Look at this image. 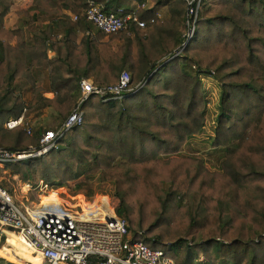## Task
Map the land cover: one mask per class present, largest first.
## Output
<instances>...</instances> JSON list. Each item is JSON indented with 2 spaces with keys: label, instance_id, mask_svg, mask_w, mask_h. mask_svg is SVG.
<instances>
[{
  "label": "trees",
  "instance_id": "trees-1",
  "mask_svg": "<svg viewBox=\"0 0 264 264\" xmlns=\"http://www.w3.org/2000/svg\"><path fill=\"white\" fill-rule=\"evenodd\" d=\"M93 1L104 12H133L145 26L131 23L105 34L86 19L87 0H33L41 13L6 29L11 0H0V138L6 149H27L25 126L9 129L7 120L23 114L28 124L30 112L54 106L64 122L82 78L105 86L118 82L125 67L130 71L121 98L89 95L80 105L81 122L63 131L55 146L1 168L28 186L26 197L34 202L43 196L39 181L46 188L75 181L74 192L90 202L109 185L116 199L108 198L109 205L126 220L132 240L161 249L175 264H264V0H201L190 37L184 36V0ZM144 1L167 4L168 19L155 17ZM77 32L83 34L78 43ZM44 71L52 98L36 86ZM203 76L220 88L211 144L222 149V174H209L197 158L175 156L203 127ZM29 89L33 97L24 104ZM45 131L34 132L33 150ZM0 186L6 189L1 180Z\"/></svg>",
  "mask_w": 264,
  "mask_h": 264
},
{
  "label": "built area",
  "instance_id": "built-area-1",
  "mask_svg": "<svg viewBox=\"0 0 264 264\" xmlns=\"http://www.w3.org/2000/svg\"><path fill=\"white\" fill-rule=\"evenodd\" d=\"M184 1L187 5L186 37H190L201 0ZM102 9L93 0H87L84 15L95 29L105 34L123 31L131 23L141 28L145 26L133 12L123 14L104 12ZM129 79L130 76L124 71L118 82L105 86H97L91 79L82 78L76 106L59 128L46 130L39 139L40 148L28 154L0 148V166L45 153L55 146L56 138L63 131L81 122L80 105L89 95L104 100L121 98L128 90ZM21 125L30 133L23 114L5 122L9 129ZM39 186L40 189L46 188L42 181ZM41 197L39 202L30 201L27 197L23 202H17L11 193L0 186V238L3 239V247L0 249L9 248L13 256L21 258L11 243L15 240L31 254L39 256L40 264H88L90 259L94 261L92 264H175L172 259L164 256L161 249L152 248L141 240H132L126 220L115 214L106 198L85 202L91 207L85 211L79 200L62 205L61 201L45 203Z\"/></svg>",
  "mask_w": 264,
  "mask_h": 264
},
{
  "label": "rangeland",
  "instance_id": "rangeland-1",
  "mask_svg": "<svg viewBox=\"0 0 264 264\" xmlns=\"http://www.w3.org/2000/svg\"><path fill=\"white\" fill-rule=\"evenodd\" d=\"M32 1L33 0H11V5L8 10V13L3 18V26L6 29H14L19 19L20 20L24 19L32 14L39 15L41 12L40 10H37L34 7H32ZM69 16L73 18L74 14H69ZM186 33H187V27L184 31V36H186ZM22 34L25 39L29 37V33L25 30H23ZM11 45H14V41L11 42ZM126 69L127 68L125 67L124 70ZM128 72L130 74V71ZM201 81L203 84V89L206 99V112L203 119V127L201 128V131L199 133L193 135L187 140V142L182 146L180 152L175 156H178L180 158L181 157L197 158L199 161H202L204 168L209 174L211 173L222 174V167H221V161L223 159L222 149L215 148L211 144V140L213 137V128L215 123V116L217 113L220 88L217 81L211 76H206V77L203 76ZM36 86L37 88L42 90H45L47 88L48 78L46 73H40L39 75H37ZM22 97L24 104H27L28 101L33 97L30 89L24 91ZM25 119L28 122L30 133H27V136L24 138L23 145H25L24 147L27 148L22 152L24 154H28L30 151L33 150V148H35V143H33L34 141L33 135L37 129L41 130V132L44 130H56L63 122L59 110H57L54 106H47L41 109L40 111L37 110L32 111ZM7 145L8 142L6 141V139L0 138V148L6 149L9 147ZM161 157L164 158L165 156H161ZM0 180L2 181V184L6 189L11 190V193L13 194L17 202H23L24 198L28 196L29 193L28 189L26 188L25 185H23V182L18 178V176L14 175L13 172L1 168ZM74 182L75 181L68 182L66 185L57 188H50L47 186V188L43 189L42 194L43 196H47L50 193L49 196L58 197V201H61L62 205H64V203L66 202H69L71 204L75 203L78 201L79 198V197H75V195L77 194L82 195V194L76 191L74 192V184H75ZM103 188H104V193L97 194L94 200L101 198L103 195L106 196L107 198L113 199L116 202V199L112 196L111 187L109 185H105ZM43 196L41 197L42 199ZM81 202H82V206H84L85 201L82 200ZM178 216H179L178 219L179 222L185 221L183 216L181 215ZM11 243L14 244L16 248L15 250L21 258L29 260V257L25 252V248L21 244L17 243L15 240L11 241ZM181 250L183 251L185 249L182 247ZM8 252H10L11 254H8ZM0 256L6 258L10 257L9 258L10 260L18 264H27L25 260L13 256V253L9 248L0 249ZM181 256H183L182 252L180 253V257ZM176 261L178 262L179 259L177 258Z\"/></svg>",
  "mask_w": 264,
  "mask_h": 264
},
{
  "label": "crops",
  "instance_id": "crops-1",
  "mask_svg": "<svg viewBox=\"0 0 264 264\" xmlns=\"http://www.w3.org/2000/svg\"><path fill=\"white\" fill-rule=\"evenodd\" d=\"M143 7H145L146 9H152L153 10V12H154V15H155V17H157L158 19H160V20H166V19H168V17H169V13H168V10H167V4H160V5H154V3H152V2H150V1H144V3H143V5H142ZM55 35H56V37H57V39H60V38H62L63 37V33L61 32V31H56V33H55ZM82 33L81 32H77V34L74 36V39H75V41L78 43L79 42V40H80V38L82 37ZM133 52H134V54H135V48L133 49ZM47 54H48V57H52V56H54V52H52V51H48L47 52ZM127 69L126 70H124V72H127L128 73V75L130 76V74H129V68L128 67H126ZM128 70V71H127ZM42 73H46L47 74V72L46 71H44V72H42ZM47 78H48V74H47ZM88 79H91V78H88ZM49 79H48V86H47V88L44 90V92H43V95L45 96V97H48V98H52L53 96H52V92H50V91H48L49 89ZM50 96H49V95ZM48 95V96H47ZM74 197V196H73ZM75 197H79L78 198V200L81 202L82 200H84L85 202H88L86 199H85V197L83 196V195H80V194H77V195H75ZM102 197H105L106 198V200L108 201V198L106 197V196H102ZM44 198V197H43ZM95 201V200H94ZM82 204V203H81Z\"/></svg>",
  "mask_w": 264,
  "mask_h": 264
},
{
  "label": "bare ground",
  "instance_id": "bare-ground-1",
  "mask_svg": "<svg viewBox=\"0 0 264 264\" xmlns=\"http://www.w3.org/2000/svg\"><path fill=\"white\" fill-rule=\"evenodd\" d=\"M52 196H48L46 199H44V200H42L43 202H45V203H48V202H56V201H58V198L57 197H53L52 199ZM85 203V202H84ZM83 207V209L85 210V211H88V209H90L91 207L88 205V204H86L85 203V205L84 206H82ZM105 208V207H104ZM25 252H26V254H27V256L29 257V260H31V261H33V262H40V258H39V256H36V255H33V254H31L29 251H27L26 249H25ZM8 259L10 258V257H7Z\"/></svg>",
  "mask_w": 264,
  "mask_h": 264
},
{
  "label": "water",
  "instance_id": "water-1",
  "mask_svg": "<svg viewBox=\"0 0 264 264\" xmlns=\"http://www.w3.org/2000/svg\"><path fill=\"white\" fill-rule=\"evenodd\" d=\"M0 264H18L6 257L0 256Z\"/></svg>",
  "mask_w": 264,
  "mask_h": 264
}]
</instances>
